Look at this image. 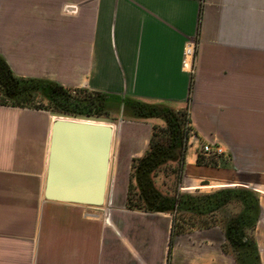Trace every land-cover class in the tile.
Returning <instances> with one entry per match:
<instances>
[{"label": "crops", "instance_id": "0c3cea01", "mask_svg": "<svg viewBox=\"0 0 264 264\" xmlns=\"http://www.w3.org/2000/svg\"><path fill=\"white\" fill-rule=\"evenodd\" d=\"M0 57L19 78L189 105L199 140L224 153L199 166L196 147L186 150L180 193L251 191L250 236L264 264V0H0ZM47 112L0 106V264H236L217 222L172 239V215L127 209L131 162L147 151L152 120L114 126L112 200L93 217L45 201Z\"/></svg>", "mask_w": 264, "mask_h": 264}, {"label": "trees", "instance_id": "16d2710c", "mask_svg": "<svg viewBox=\"0 0 264 264\" xmlns=\"http://www.w3.org/2000/svg\"><path fill=\"white\" fill-rule=\"evenodd\" d=\"M36 79L16 77L0 57V106L33 108L77 116H107L106 111L120 107L122 99L86 91H74ZM41 101H40V100ZM123 111L128 110L134 120H159L164 125H153L147 151L131 162L126 207L146 213H165L173 216L171 237L196 228L184 223L185 217L203 220L219 216L227 246L236 264H260L250 232L258 219L257 197L249 190L220 189L211 193H178L168 196L160 193L154 183L155 174L170 162L184 166L186 126L190 125L189 105L177 109L167 104H148L123 99ZM45 101L47 105H42ZM199 166H216L217 162L198 157ZM185 220V219H184Z\"/></svg>", "mask_w": 264, "mask_h": 264}, {"label": "water", "instance_id": "95a60500", "mask_svg": "<svg viewBox=\"0 0 264 264\" xmlns=\"http://www.w3.org/2000/svg\"><path fill=\"white\" fill-rule=\"evenodd\" d=\"M47 113L52 122L44 200L89 208L105 206L110 196L115 121L100 116Z\"/></svg>", "mask_w": 264, "mask_h": 264}, {"label": "rangeland", "instance_id": "374dc122", "mask_svg": "<svg viewBox=\"0 0 264 264\" xmlns=\"http://www.w3.org/2000/svg\"><path fill=\"white\" fill-rule=\"evenodd\" d=\"M40 100V99H39ZM41 101V100H40ZM42 105H47L45 101L42 102ZM107 116H101L105 118H111L115 120V128L118 130V127L123 125V122H133V118H131L129 111L125 110L123 111L122 107V102H120V107H117L116 103L114 106L106 111ZM148 121V120H145ZM152 126L153 125H158V126H163L164 124L159 121V120H152L151 121ZM181 174L182 172L180 171V163L178 162H170L166 166L162 167L154 177V183L156 189L168 196H174L180 192V182H181ZM113 183V169L112 165L110 168V196H109V202L112 200V191H111V186ZM185 219V220H184ZM184 219H181L182 222L184 223H190L195 225V227H201L204 225H210L214 224V222H217L221 226V219L219 216H216L215 218L209 219L203 223H201L203 220H191L188 217H185Z\"/></svg>", "mask_w": 264, "mask_h": 264}, {"label": "built area", "instance_id": "2783aa9c", "mask_svg": "<svg viewBox=\"0 0 264 264\" xmlns=\"http://www.w3.org/2000/svg\"><path fill=\"white\" fill-rule=\"evenodd\" d=\"M196 52H197V44L196 43H188L184 48V67L189 70L190 74L193 75L195 71V62H196ZM72 95H75V92H72ZM114 129V126L112 127ZM196 147V152L198 157L203 158L205 161H218V159L223 155V150L220 146L203 143L199 140L196 133L192 130L190 125L186 126V145L185 148L188 150L189 148ZM92 208L88 207V211L85 212V216L90 218L93 217L94 214L91 211Z\"/></svg>", "mask_w": 264, "mask_h": 264}]
</instances>
